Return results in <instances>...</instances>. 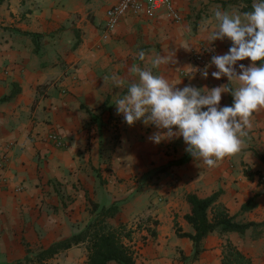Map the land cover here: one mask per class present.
Wrapping results in <instances>:
<instances>
[{
  "label": "crops",
  "instance_id": "obj_1",
  "mask_svg": "<svg viewBox=\"0 0 264 264\" xmlns=\"http://www.w3.org/2000/svg\"><path fill=\"white\" fill-rule=\"evenodd\" d=\"M115 2L0 0V154L5 155L0 166V264H18L80 233L92 217L90 201L118 207L106 221L133 230L124 242L134 249V264H222L227 243L253 264H264V228L213 231L194 257L192 241L178 237L174 227L194 233L184 220L187 194L207 198L218 193L216 204L236 222L264 221V109L253 114L240 153L209 168L185 151L182 137L155 144L149 140L154 126L142 121L129 126L115 107L128 83L139 80L130 71L134 65L180 89L228 84L227 77H212L214 65L206 79L181 72H190L192 48L227 53V38L208 41L214 11H243L246 5L238 0H172L178 22L163 13L152 19L126 16L105 33V12ZM173 53L174 64L152 67L156 55ZM249 63L238 61L237 72L239 64ZM112 76L124 86L114 87ZM221 96L219 107L230 106L229 94ZM50 132L59 135L63 147L47 141ZM254 196L256 206L240 213ZM29 259L26 264H35ZM86 259V243H81L43 264H85Z\"/></svg>",
  "mask_w": 264,
  "mask_h": 264
},
{
  "label": "clouds",
  "instance_id": "obj_2",
  "mask_svg": "<svg viewBox=\"0 0 264 264\" xmlns=\"http://www.w3.org/2000/svg\"><path fill=\"white\" fill-rule=\"evenodd\" d=\"M213 15L215 25L209 33V44L227 38L231 46L227 53L213 55L202 70L188 66L189 75L199 71L206 79L208 67L214 65L217 70L212 77H227L228 84L211 89L186 85L180 89L163 76L134 65L130 71L139 80L129 82L126 94L115 102L117 114L123 115L127 125L142 121L145 126H154L156 131L149 140L155 144L182 137L185 151L209 168L240 153L252 127L253 114L264 109V0H253L250 11L229 12L217 7ZM174 55H156L152 67L174 64ZM139 59H145L143 51ZM245 59L250 63L239 64L237 72V62ZM111 79L114 87L124 86L121 78ZM222 93L231 94V106L219 107Z\"/></svg>",
  "mask_w": 264,
  "mask_h": 264
},
{
  "label": "trees",
  "instance_id": "obj_3",
  "mask_svg": "<svg viewBox=\"0 0 264 264\" xmlns=\"http://www.w3.org/2000/svg\"><path fill=\"white\" fill-rule=\"evenodd\" d=\"M246 6L243 11L251 10V0H238ZM260 63V62H258ZM229 94L230 106L233 103V97ZM13 96V93L3 98L6 101ZM250 177V174L246 172ZM218 193L207 198H199L194 194H187L185 199L189 206V213L184 216V220L190 224L194 233H185L174 224L175 233L180 238H188L192 241L194 247V257L202 251L201 242L211 232L219 230L220 232L243 233L248 228L262 229L264 221L255 223H238L230 216L226 209L216 204ZM89 213L92 216L85 228L78 234H74L62 241L51 244L44 250H41L33 256L35 264H43L60 251L67 250L81 243H86L87 259L85 264H134V249L126 244L124 240L130 241L133 230L128 229L126 224L120 223L117 227H110L107 219L113 218L118 213V207L112 204L108 207L99 206L89 202ZM256 206L255 196L248 199L240 209V213L252 210ZM156 224V222H153ZM151 236L154 231H149ZM255 237V236H254ZM222 264H253L251 259L238 251L234 246L227 243L226 251L222 254Z\"/></svg>",
  "mask_w": 264,
  "mask_h": 264
},
{
  "label": "built area",
  "instance_id": "obj_4",
  "mask_svg": "<svg viewBox=\"0 0 264 264\" xmlns=\"http://www.w3.org/2000/svg\"><path fill=\"white\" fill-rule=\"evenodd\" d=\"M159 13L165 14L173 22H178L181 19L180 14L173 7L172 0H116L105 12L104 31L110 34L119 21L126 16L152 19ZM213 55H216L214 48L200 46L190 50L189 59L192 67L202 70L209 64ZM181 74L187 77L193 76L189 75V72H181ZM197 75H200L199 71L194 74V76ZM47 141L58 149L64 146L63 141L55 132H50L47 135ZM4 163L5 155L0 154V166Z\"/></svg>",
  "mask_w": 264,
  "mask_h": 264
},
{
  "label": "rangeland",
  "instance_id": "obj_5",
  "mask_svg": "<svg viewBox=\"0 0 264 264\" xmlns=\"http://www.w3.org/2000/svg\"><path fill=\"white\" fill-rule=\"evenodd\" d=\"M31 257H33V256H28L26 259H24V260H22L21 262H19L18 264H26L27 263V261L29 262L30 261V259L29 258H31Z\"/></svg>",
  "mask_w": 264,
  "mask_h": 264
}]
</instances>
